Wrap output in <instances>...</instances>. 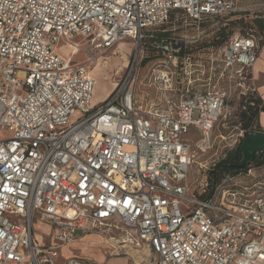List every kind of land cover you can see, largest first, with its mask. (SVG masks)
Masks as SVG:
<instances>
[{
    "label": "built area",
    "instance_id": "built-area-1",
    "mask_svg": "<svg viewBox=\"0 0 264 264\" xmlns=\"http://www.w3.org/2000/svg\"><path fill=\"white\" fill-rule=\"evenodd\" d=\"M242 1L0 0V264H99L61 256L88 233L146 247L143 264H264V191L245 172L209 185L215 161L198 160L231 115L221 84L254 91L258 38L200 47L207 36L148 33L173 12L200 28ZM78 37L100 49L131 41L97 104L89 64L57 53L82 50ZM149 49L152 92L137 86Z\"/></svg>",
    "mask_w": 264,
    "mask_h": 264
},
{
    "label": "rangeland",
    "instance_id": "rangeland-1",
    "mask_svg": "<svg viewBox=\"0 0 264 264\" xmlns=\"http://www.w3.org/2000/svg\"><path fill=\"white\" fill-rule=\"evenodd\" d=\"M259 21H264V0H245L237 3L234 9L226 14L202 20L200 28L192 25L182 13L174 12L165 24L149 29L148 33L164 31L168 34L187 37H191L192 35H203L209 37V39L218 37L219 33L225 35L227 39L237 34L252 33L258 38L259 47H261L264 39V32L260 31L257 26ZM76 40L81 41L83 49L76 51L74 59L78 62H86L89 64L90 73L95 80L92 103L97 104L101 99H96V97L102 96L106 91L111 90L122 74L131 49V41H121L115 43L110 48L100 49L90 45L87 39L78 37ZM57 53L62 57H68L70 49L63 43H59ZM150 55L151 53H147V56L150 57ZM149 57L145 58L143 61V76L137 86L141 90L152 92V89L149 88L146 83L149 78V69L155 63V57ZM235 84L236 83L229 82L221 84L222 88L224 87L230 94L227 105L231 110V115L220 119L214 127L212 132L214 146L205 153H199L198 160L200 161H217L225 155L227 150L235 148L239 143L234 142L236 138L235 133L237 131L235 124H237L239 114L243 109V97L239 96L237 91H234ZM254 95H258L257 92L254 91ZM76 116L78 117L79 113H77ZM73 120H75V118ZM254 122V130L264 132V121L259 123L257 118ZM219 134H222L225 138L221 139L218 136ZM256 163L258 162L250 163L245 170L246 175L243 176L252 184V188L263 192L264 156L259 164ZM35 224L34 229L37 231L43 232L47 229L46 225H42L38 222ZM81 234V231H76L77 236ZM95 235L96 234L88 233L82 239H75L76 241H72L61 249V256L68 257L72 254H76L99 264H111L110 260L112 259L114 261V258H120V260L123 261L122 264H143V261L149 262L152 259L150 250L146 247L137 249L128 246L122 248L120 245H108L103 239ZM121 236L120 234H113L114 240H120ZM117 262L119 263V261H114V263L118 264Z\"/></svg>",
    "mask_w": 264,
    "mask_h": 264
},
{
    "label": "trees",
    "instance_id": "trees-1",
    "mask_svg": "<svg viewBox=\"0 0 264 264\" xmlns=\"http://www.w3.org/2000/svg\"><path fill=\"white\" fill-rule=\"evenodd\" d=\"M172 14L170 15V18ZM263 22L264 21H259L257 23V26L260 31L264 32ZM154 33L155 35L158 36V38L162 36L165 37L170 34L164 31H154ZM226 40L227 37L222 33H219L218 37L216 38L209 39V37H207L206 39L202 40L201 42L198 43V46L200 47L219 46L222 45ZM147 53H151L150 57L147 56ZM147 53L146 56L149 58H153L157 56L155 52L152 51V49H149ZM146 56L145 58H147ZM242 103H243L242 104L243 109L239 114L238 122L241 124V127L245 129V134H247L249 132L255 131L253 128L255 123L254 121H256V119L258 118L259 112L263 110L262 100L259 95H254V91H249L248 94L243 97ZM239 144L240 143H238L235 148L227 150L223 157L215 161L214 164L209 167V169L207 170V178L209 185L216 184L219 181L220 177L225 173H232V174L244 173L250 163L258 162L256 164H259V162H261L264 156V152L258 153L256 158H254L252 162L246 164L244 167L241 168L237 167L236 164L241 159Z\"/></svg>",
    "mask_w": 264,
    "mask_h": 264
},
{
    "label": "crops",
    "instance_id": "crops-1",
    "mask_svg": "<svg viewBox=\"0 0 264 264\" xmlns=\"http://www.w3.org/2000/svg\"><path fill=\"white\" fill-rule=\"evenodd\" d=\"M252 83H253V90L255 92H257V94L260 96V98L262 100L263 110H261L259 112V114H258V121H259V123H261V122L264 121V39H263L261 47H259L258 55H257L256 61H255L254 65H253V68H252ZM109 91L110 90L106 91V93L104 95L100 96V97H96V99H101L102 100L103 97H105L108 94ZM98 93H99V91H98ZM86 235L87 234H84V235H82L81 237H79L77 239H82ZM95 236H97L100 239H103L104 242L108 243V245H117V244L111 243L110 241H108L105 238L100 237L97 234ZM114 261L115 262L119 261V263L117 262L118 264H122L123 263V261L120 260V258H117V259L114 258ZM114 261L111 259L110 260L111 264H116V263H114Z\"/></svg>",
    "mask_w": 264,
    "mask_h": 264
},
{
    "label": "water",
    "instance_id": "water-1",
    "mask_svg": "<svg viewBox=\"0 0 264 264\" xmlns=\"http://www.w3.org/2000/svg\"><path fill=\"white\" fill-rule=\"evenodd\" d=\"M241 159L237 167H244L255 158V155L264 152V132L252 131L245 134L239 142Z\"/></svg>",
    "mask_w": 264,
    "mask_h": 264
},
{
    "label": "bare ground",
    "instance_id": "bare-ground-1",
    "mask_svg": "<svg viewBox=\"0 0 264 264\" xmlns=\"http://www.w3.org/2000/svg\"><path fill=\"white\" fill-rule=\"evenodd\" d=\"M119 42H121V41H119ZM67 48H69L70 49V52H71V43H65L64 44ZM78 49H76L75 51H73V55L72 54H69L68 55V58L71 60V59H73V57H74V55H75V53H76V51H77ZM89 62H90V60H89ZM100 78V77H99ZM98 81V80H97ZM101 84V83H100ZM99 84V85H100ZM98 85V86H99ZM102 85V84H101ZM115 85V84H114ZM97 86V87H98ZM97 87H95V88H97ZM98 90V89H97ZM105 93V92H104ZM98 95V94H97ZM100 97V96H99ZM104 98V97H103ZM95 99V98H94ZM36 225V224H35ZM98 235V234H97ZM100 237H102V238H105V239H107L108 241H110L111 243H113V244H117V245H119V242H121V241H119V240H114V239H112V238H107V237H103V236H101V235H99ZM121 247H122V245H120ZM103 254V253H102ZM100 257L102 258V256L100 255Z\"/></svg>",
    "mask_w": 264,
    "mask_h": 264
},
{
    "label": "flooded vegetation",
    "instance_id": "flooded-vegetation-1",
    "mask_svg": "<svg viewBox=\"0 0 264 264\" xmlns=\"http://www.w3.org/2000/svg\"><path fill=\"white\" fill-rule=\"evenodd\" d=\"M257 154L255 155V158H256Z\"/></svg>",
    "mask_w": 264,
    "mask_h": 264
},
{
    "label": "snow or ice",
    "instance_id": "snow-or-ice-1",
    "mask_svg": "<svg viewBox=\"0 0 264 264\" xmlns=\"http://www.w3.org/2000/svg\"><path fill=\"white\" fill-rule=\"evenodd\" d=\"M11 189H9V191H10Z\"/></svg>",
    "mask_w": 264,
    "mask_h": 264
}]
</instances>
